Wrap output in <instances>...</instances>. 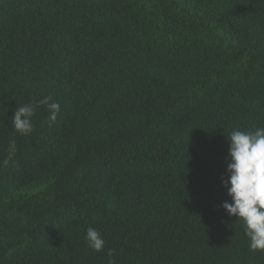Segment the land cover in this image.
Returning a JSON list of instances; mask_svg holds the SVG:
<instances>
[{
	"label": "trees",
	"instance_id": "1",
	"mask_svg": "<svg viewBox=\"0 0 264 264\" xmlns=\"http://www.w3.org/2000/svg\"><path fill=\"white\" fill-rule=\"evenodd\" d=\"M257 128L264 0H0V264H264L220 207Z\"/></svg>",
	"mask_w": 264,
	"mask_h": 264
},
{
	"label": "clouds",
	"instance_id": "2",
	"mask_svg": "<svg viewBox=\"0 0 264 264\" xmlns=\"http://www.w3.org/2000/svg\"><path fill=\"white\" fill-rule=\"evenodd\" d=\"M39 105L47 106L50 113L48 119L55 122L60 105L51 101V97H46L35 105L29 103L15 109L11 120L17 133H31V118ZM227 140V165L221 184L226 188L229 200L220 207L229 217L234 216L236 221L242 222L244 235L249 241V250L264 251V128H257L255 131L234 130ZM11 149L15 150L14 142ZM85 243L93 251L100 252L105 241L97 229L89 227L86 230ZM108 255H113L111 249ZM109 264L114 262L110 259Z\"/></svg>",
	"mask_w": 264,
	"mask_h": 264
}]
</instances>
